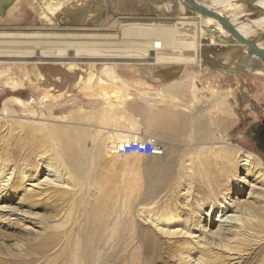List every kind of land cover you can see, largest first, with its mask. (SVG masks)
<instances>
[{"label": "rangeland", "instance_id": "374dc122", "mask_svg": "<svg viewBox=\"0 0 264 264\" xmlns=\"http://www.w3.org/2000/svg\"><path fill=\"white\" fill-rule=\"evenodd\" d=\"M159 1L175 9L160 12L155 0H15L0 12V264H210L208 248L214 264H264V229L244 227L264 222L260 169L228 175L223 152L231 144L239 163L244 150L264 163L245 133L264 117L251 108L252 101L264 106V73L189 60L182 73L153 80L148 68L179 65L174 51L197 59L183 34L164 23L206 22L185 18L178 0ZM86 9L87 20L72 27L70 17ZM144 28L166 38L157 63V51L145 53L148 39L132 35ZM72 60L85 70L66 69ZM93 62L110 85L79 83ZM140 90L157 96L156 109ZM136 136L159 138L164 153L109 152L111 141ZM224 181L237 186L234 200L251 206L229 210L236 220L226 225L214 221L224 209L216 191ZM172 213L178 218L169 222Z\"/></svg>", "mask_w": 264, "mask_h": 264}, {"label": "bare ground", "instance_id": "6f19581e", "mask_svg": "<svg viewBox=\"0 0 264 264\" xmlns=\"http://www.w3.org/2000/svg\"><path fill=\"white\" fill-rule=\"evenodd\" d=\"M1 1L9 2L10 0H1ZM174 1L177 2L176 0H174ZM178 2L182 3V2H180V0H178ZM155 3L159 5V6L158 5L157 6L159 7L160 12H165V10H170L172 8L171 2H170L171 4L170 3L168 4L167 2H162V1L160 2L159 0H155ZM177 4L178 3H176V5ZM201 4L205 8L207 7L209 9H213V10L219 12L223 16H224V13L227 14L228 19L225 16L224 17L226 18L227 21L231 22L236 27L237 31L241 35H243L247 39H250L251 41H253V43H256V45L258 47L264 48V0H204L201 2ZM174 7L175 6H173L172 9H175ZM177 7L179 8V5ZM184 10H185V6H183V5H182L181 9H178V11H180L181 14H184ZM88 11L89 10L86 9L83 12H78V13L73 14L70 17V25L72 27L82 26L84 21H86L88 18L87 17ZM255 11L258 12L257 15H253ZM199 16H201V15H199ZM187 17H188V15H186L185 18H187ZM182 18H184V17H182ZM182 18H180V19H182ZM183 20H185V19H183ZM203 21H205V20H203ZM104 22H106V23L108 22L110 24V26H112V24H113V22L107 18L104 19ZM100 23L101 22H98V24H95L94 27H97V26L99 27ZM182 23L183 24H179V26H173V24H170V23H164V24L168 27H171V28L177 30L181 34H183V36L185 37L187 46L190 49L194 50L193 52H195L198 60L194 56L190 55V56L183 57L182 55H179L176 52H174L175 55L180 58L177 61H175L174 63L179 62V65H173L172 64V65H170L171 67L169 69L168 68L167 69H164V68H162V69L148 68L146 70L145 74L148 76H151L153 80L164 81L168 77H170L174 74L176 75L178 73L179 74L182 73L183 70L186 68L189 60L196 65L203 64V60L200 58L197 49L193 48V42L196 39L199 40V42H198L199 45L203 46L204 43H202V40L203 39L205 40V38H208L207 44L209 46L204 47L205 49L211 48L214 51L215 48H213V46H215V47L221 46L222 47L221 52H219L217 50L215 51V53H217L218 56L229 58L231 55H235L237 53L234 50H230L229 47L226 48L225 45H223L224 42H222L221 39L215 38V36L207 33V31L205 30V28H211V29L213 28L215 30H218L220 37H228L229 38L230 37L229 32L217 20H215V19L213 20V18H211V17H209V18L206 17L205 25H203L204 23L201 21V18L199 19L198 22H193L192 20L189 19V20H186V22H182ZM103 24H105V23H103ZM195 31H197V33H195ZM57 51H58V53H61L60 50H57ZM160 51H162V50L160 49ZM163 51L167 52V50H164V49H163ZM159 54H161V53H159ZM164 55L165 54L163 53V56L161 58L165 57ZM158 58H160V57H158ZM74 60L64 62V66L66 67V69H68L69 71H74L76 69H79V70L81 69L82 71L85 70V68L83 66L76 63ZM105 67H109L112 70V72L115 74L113 76L114 80H122L119 77V75H117V73L114 69L115 67L111 63H107L105 65ZM97 70L98 69H97L96 64L94 62L91 63L90 75H88L87 77H84L81 75L79 77V83L83 84L86 87L93 86L95 83H98L99 85H103V86L104 85L105 86L110 85L109 81L107 79H105L103 76H101L100 74L97 73ZM165 93L173 95V93H175V91L168 89V90H166ZM166 94H164V95H166ZM200 96H203V94L200 93ZM201 125H203V124L201 123ZM231 147H232L231 144H226V149L223 150V152L225 154V158H227V162H228L229 167H230V169H229L230 171L228 172V175L231 174V171L236 172L237 169H241V166H242L246 170V176H249V175L254 174L253 172H255V171H253V170H254V168H257L258 170L260 169V171H258V177L261 179L263 178V180H264V163H263L262 159L260 157H258L257 155L252 154V153H248L244 150L241 153L242 154V156H241L242 162L239 163L240 159L237 157V153L232 151ZM228 183L229 182L224 181L221 184L216 185L217 193L220 194L219 191L222 192L221 195L222 196L224 195L225 202H224V205H221L224 209H222L219 212V217L218 218L215 217L214 221L221 222L225 225L226 224H233V223H235V220H236V216H234L232 214H228L229 210L235 212V211H238L237 209L239 207L242 210L244 208V211H248L249 209H251V206L248 203L236 201L233 199V197H231V191H234L237 186L236 185L231 186ZM214 192H215V190H214ZM217 193H216V195H217ZM211 194H213V193L211 192ZM238 200H240V199H238ZM166 218L169 222H174L175 219L178 218V216L176 213H174V214L172 213L170 216H167ZM263 223L264 222H262L261 220H260V222H254L252 220H248V221H246V223H244L245 224L244 227L246 229H251V230L255 231L258 229H264ZM168 233H170V232H168ZM217 234L224 235L225 230H222V228L219 227ZM153 245H157V243H152V242L149 243V246H153ZM225 245L227 246L226 243H225ZM209 249L212 251V248H208V250ZM199 250L203 251V249H200V248H199ZM210 250H209V252H206V255L209 254L210 258L207 255L208 257L207 256L206 257L208 259H205V262L206 263L209 262L210 264H214V262L212 260H211L212 262H210V260H209V259H211V257H213V259H216V258H214V255L211 253Z\"/></svg>", "mask_w": 264, "mask_h": 264}, {"label": "water", "instance_id": "95a60500", "mask_svg": "<svg viewBox=\"0 0 264 264\" xmlns=\"http://www.w3.org/2000/svg\"><path fill=\"white\" fill-rule=\"evenodd\" d=\"M15 0H10L8 3L0 4V12L11 6ZM181 4L185 6L184 14L199 17H211L217 20L230 34V37H220L219 32L215 29L205 28L207 33L212 34L215 38H219L224 42L225 47H229L230 50L237 52L235 55H231L229 58L218 56L215 51L208 47V38L202 40L203 46H200L198 54L203 60V64L197 66L211 67L216 70L225 72H232L236 74H253L255 72L264 73V48H260L253 43L250 39L241 35L236 27L219 12L205 8L199 0H180ZM255 11L253 15H257ZM215 48V46H213ZM217 51L221 52L222 47H216ZM243 92L248 93V85H244Z\"/></svg>", "mask_w": 264, "mask_h": 264}, {"label": "built area", "instance_id": "2783aa9c", "mask_svg": "<svg viewBox=\"0 0 264 264\" xmlns=\"http://www.w3.org/2000/svg\"><path fill=\"white\" fill-rule=\"evenodd\" d=\"M165 151V147L159 138L155 136L147 137H134L122 142L109 143V152L116 155H162Z\"/></svg>", "mask_w": 264, "mask_h": 264}, {"label": "crops", "instance_id": "0c3cea01", "mask_svg": "<svg viewBox=\"0 0 264 264\" xmlns=\"http://www.w3.org/2000/svg\"><path fill=\"white\" fill-rule=\"evenodd\" d=\"M152 25V28L153 27H156V25H155V23H153V24H151ZM137 31H139V32H137ZM136 32H134L132 35L135 37V38H145V39H148V40H144L143 42H144V44H146L147 46H148V48H146V49H149V50H146L145 51V53H150V51L151 52H156L157 51V54H155V57L154 58H156V59H154V60H152V61H154V62H156L157 63V61L159 60L157 57H159L160 56V58L163 56V53H165L164 51H163V49L164 50H167V47L164 45V43H162V42H164L165 40H166V38H165V36H164V34H159V33H157L156 31H152L151 30V32H149L148 30H146L145 28H144V30H141V29H139V30H137ZM166 36H168L167 34H165ZM125 39V38H124ZM121 40V39H120ZM127 40V39H126ZM122 41V40H121ZM149 43H148V42ZM161 44H163V47H162V45ZM143 45V44H142ZM152 47V48H151ZM162 47V48H161ZM169 47V46H168ZM160 49L162 50V51H160ZM168 51V50H167ZM175 52V51H174ZM159 53H161V54H159ZM172 54V53H171ZM174 54V53H173ZM123 56H125V55H123ZM128 56H130V55H128ZM130 57H132V56H130ZM152 57L153 56H151V57H149V58H147V60H149L150 58L152 59ZM133 59H137V58H134L133 57ZM133 59H131V60H133ZM151 59H150V61H151ZM125 61H128L127 59L125 60ZM162 62V61H161ZM146 73V72H145ZM140 93H141V95L143 94V101L146 103V104H148L150 107H152L153 109H156V108H154V107H156L158 104H156V102L157 101H155V97H157V96H155V97H152V96H150V97H152V98H148L147 97V95H145L144 94V91L143 90H140ZM146 97V98H145ZM151 108V109H152ZM138 119V118H137Z\"/></svg>", "mask_w": 264, "mask_h": 264}, {"label": "flooded vegetation", "instance_id": "af4514ba", "mask_svg": "<svg viewBox=\"0 0 264 264\" xmlns=\"http://www.w3.org/2000/svg\"><path fill=\"white\" fill-rule=\"evenodd\" d=\"M248 88H249V92L248 93L243 92V95L240 97V99L244 100L246 103L249 100V96H248V94L250 93V86L249 85H248ZM251 108L253 110L258 111V112L264 113V106L260 107L256 104H254V101H252ZM249 118L251 119V117H247V121ZM255 121H253L252 123H250L246 126L245 133L247 136L250 137V139L254 143L255 147L257 149H259L260 151L264 152V117H262V118L260 117L259 119H257L256 122Z\"/></svg>", "mask_w": 264, "mask_h": 264}]
</instances>
